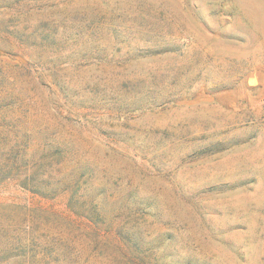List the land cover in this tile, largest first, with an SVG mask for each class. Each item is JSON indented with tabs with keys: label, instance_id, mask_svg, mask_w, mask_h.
<instances>
[{
	"label": "rangeland",
	"instance_id": "1",
	"mask_svg": "<svg viewBox=\"0 0 264 264\" xmlns=\"http://www.w3.org/2000/svg\"><path fill=\"white\" fill-rule=\"evenodd\" d=\"M0 264H264V0H0Z\"/></svg>",
	"mask_w": 264,
	"mask_h": 264
}]
</instances>
